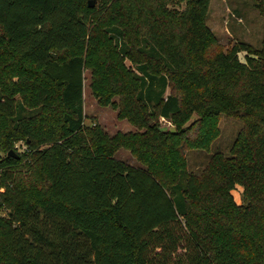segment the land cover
Segmentation results:
<instances>
[{"label": "trees", "instance_id": "16d2710c", "mask_svg": "<svg viewBox=\"0 0 264 264\" xmlns=\"http://www.w3.org/2000/svg\"><path fill=\"white\" fill-rule=\"evenodd\" d=\"M152 1L141 4L140 50L149 60L137 65L134 101L166 118L186 110L240 116L233 156L216 152L200 173L182 166L173 182L156 163L115 156L85 123L86 57H60L91 41L95 8L89 0H0V52L23 68L17 79L0 74V264H264V40L208 53L210 0L184 8ZM112 2L102 0V11ZM108 30L129 53L125 29ZM24 61L45 79L31 90ZM171 85L190 86V99L167 93ZM19 107L38 110L20 115ZM155 131L143 140L154 155L179 148L176 132Z\"/></svg>", "mask_w": 264, "mask_h": 264}, {"label": "rangeland", "instance_id": "374dc122", "mask_svg": "<svg viewBox=\"0 0 264 264\" xmlns=\"http://www.w3.org/2000/svg\"><path fill=\"white\" fill-rule=\"evenodd\" d=\"M101 1L95 0L92 5L98 15L92 20L89 33L91 41L60 52L61 58L79 52L87 59L85 123L99 131V142L108 149L111 147L118 158L132 164L143 166L156 163L159 174L170 182L177 179V173L182 166L188 171L200 173L216 152L221 151L227 157L233 156L231 147L244 125L240 116L227 111L202 116L196 111L186 110V114L179 117L166 118L157 115L152 106L145 107L134 101V90L138 85L135 76L138 72L137 65L149 60L140 50L145 29L141 18V4L147 7L153 1L113 0L106 12L102 11ZM129 1L133 8L132 13ZM186 4L187 0H178L169 3L168 7L184 8ZM205 22L213 31L207 47L208 53L227 50L240 41L261 47L264 40V0H210ZM114 24L125 29L129 53L123 51L121 37L108 30ZM2 63L6 64L10 72L2 70ZM19 65L20 61L13 55L6 51L0 52V74L6 79L11 72L15 73L14 78L17 79L16 73L23 69H19ZM29 65L32 71L28 82L31 90L38 83L45 82V79L31 62H23L24 67L29 68ZM3 89L5 86L0 82V93ZM54 90L57 94L56 88ZM170 92L178 93L184 101L191 97L190 86L171 85L167 88V93ZM37 110L38 108L19 107V114L28 115ZM196 118L198 119L195 121ZM4 121L7 122L5 118ZM177 121L181 123L178 124ZM187 126L188 133H182L181 129ZM156 129L176 132L175 146L179 148L154 155L143 140L146 135H157ZM15 146L21 151L27 147L22 140L16 141ZM21 169L26 171L27 167L23 165ZM242 190L241 183L233 190L235 199L240 203L243 202Z\"/></svg>", "mask_w": 264, "mask_h": 264}, {"label": "water", "instance_id": "95a60500", "mask_svg": "<svg viewBox=\"0 0 264 264\" xmlns=\"http://www.w3.org/2000/svg\"><path fill=\"white\" fill-rule=\"evenodd\" d=\"M94 3H95V0H89V5H90V6L94 5ZM8 154H10V155H14V156H16V157H19V156H20V154L16 151L15 148H11V149L8 151Z\"/></svg>", "mask_w": 264, "mask_h": 264}, {"label": "built area", "instance_id": "2783aa9c", "mask_svg": "<svg viewBox=\"0 0 264 264\" xmlns=\"http://www.w3.org/2000/svg\"><path fill=\"white\" fill-rule=\"evenodd\" d=\"M17 147H19V145H16Z\"/></svg>", "mask_w": 264, "mask_h": 264}]
</instances>
